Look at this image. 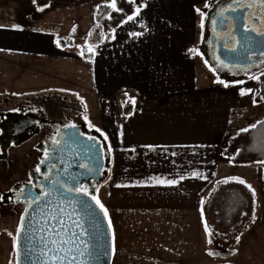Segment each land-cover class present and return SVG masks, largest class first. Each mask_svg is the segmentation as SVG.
Instances as JSON below:
<instances>
[{"label":"crops","instance_id":"obj_1","mask_svg":"<svg viewBox=\"0 0 264 264\" xmlns=\"http://www.w3.org/2000/svg\"><path fill=\"white\" fill-rule=\"evenodd\" d=\"M208 1L134 0L133 19L117 28L102 22L86 31L83 55L73 51V40H66L68 34L76 37L77 25L69 32L48 26L50 12L62 17L77 8L74 4L63 0L55 10L47 7L19 18L11 4L0 1V102L57 93L76 94L88 104L102 98L105 109L111 103L115 114L102 132L111 148L105 208L113 223L114 246L118 219L122 232L126 219L139 223L140 202L151 198L159 246L189 247L176 261L208 262L211 225L220 238L232 231L229 259L246 264L264 258V162L236 165L225 151L242 129L264 120V95L255 102L264 85V65H257L263 80L237 77L224 81L228 87L208 72L198 52L204 37L200 13ZM96 25L100 31L91 44ZM242 90L247 94L241 95ZM114 150L121 151L119 171ZM212 192L218 200L210 208L207 203L204 215V201ZM116 198L119 211L113 206ZM246 208L254 222L242 233L229 219ZM5 239L7 254L0 261L14 264L15 240ZM211 256L224 259L217 252Z\"/></svg>","mask_w":264,"mask_h":264},{"label":"flooded vegetation","instance_id":"obj_2","mask_svg":"<svg viewBox=\"0 0 264 264\" xmlns=\"http://www.w3.org/2000/svg\"><path fill=\"white\" fill-rule=\"evenodd\" d=\"M228 9L246 11V26L264 31V25L261 23L264 20V7H261V0H219L204 11V37L199 51L204 57L209 56L214 60V69L218 77L232 78L263 64L264 56L254 57L252 67H231L218 59V42L236 28V21L217 24L219 14ZM6 102L14 103V108L0 110V196L3 197V200H0V215L7 212L20 222L24 210L28 207L26 197L44 195L41 189L45 191L48 189L66 161L73 163L79 169L87 166L79 161L80 158L76 154L82 140L87 143L89 137H95L101 143L103 141L88 125L80 122L79 118L57 115L55 108L58 105L56 102H60L58 100L27 99L23 101L24 103H20V100L8 99ZM73 124L76 125L75 129L69 127ZM21 148L28 150L25 154V167L22 170V173L24 171L25 173L19 175L18 181L7 188L8 182H5L9 172L7 164L12 166L10 160L12 152ZM16 155L19 156V153ZM85 159L91 160V154L88 153ZM104 161L105 165L99 176L100 181L108 172L105 148ZM37 169L40 171H36ZM91 171L93 169H90ZM88 177L84 183L79 182L90 194L96 187V181L93 175ZM68 181V186H74L71 180Z\"/></svg>","mask_w":264,"mask_h":264},{"label":"rangeland","instance_id":"obj_3","mask_svg":"<svg viewBox=\"0 0 264 264\" xmlns=\"http://www.w3.org/2000/svg\"><path fill=\"white\" fill-rule=\"evenodd\" d=\"M2 3L5 4H11L13 8L16 10V14L19 18L23 17V15H30V14H37L40 12L38 10V6L42 7L43 10H45L47 7L50 11L55 10V6L58 4H61L63 0H36V3H33V0H0ZM69 3L74 4L77 8L75 10H70L69 12H66L65 15L62 17H58L55 14H52L50 12L49 18H48V26L49 27H55L56 25L60 26V30L68 31L71 29L72 25H77V33L76 37H67L66 40L71 39L75 42L76 49L73 50L74 52H80L83 45L86 44V31L93 27L95 24H98L96 22V13L98 10V7L100 5H109L111 3V0H66ZM219 0H209L207 2V5H211L214 2H217ZM208 6L204 7L203 12L208 9ZM51 7V8H49ZM204 16L202 17L201 24L204 22ZM104 24V23H103ZM111 31V30H110ZM112 33L115 32L112 30ZM110 35V34H109ZM115 35V34H114ZM204 36V35H203ZM110 40V39H109ZM108 40V41H109ZM108 43V42H107ZM209 48V47H208ZM199 50V49H198ZM210 50V48H209ZM213 50V49H212ZM200 52V51H198ZM201 53V52H200ZM204 62L206 64L205 67L208 69V72L210 74L218 76L214 69V60L211 59L209 56H203ZM264 65V64H262ZM259 65V66H262ZM210 68L212 70H210ZM253 68V67H252ZM258 66H255L253 69L248 70V72H243L242 74H238L236 77L233 76L232 78L228 77H219L221 80L225 82L230 81H236L237 77H254L256 80H263V75H260ZM32 97V98H31ZM51 99V100H58L60 102L58 105H56L55 111L57 112V115L60 116H72L79 118L80 122L84 123L85 125H88L95 122L99 123L100 127L98 129L102 131H105V127L107 125V119L111 118L112 115L115 114V112L112 110L109 103L107 105V109L104 108V99H100V101L95 103H89L79 97L78 95L74 94H57V93H51V94H34L30 96H26L23 98H14L15 100H20V103H24L23 101H26L27 99L31 100H44V99ZM108 102V101H106ZM14 103L12 102H0V110H9L14 108ZM91 116V117H90ZM87 118V119H85ZM92 125V124H91ZM90 129L94 130L102 143L106 154L108 158V171L110 170L111 166V153L109 151V146L107 140L104 139V136H101L100 132H97L96 129L91 127ZM28 150L21 148L19 150H16V152H12V156H10V160L12 161V166L8 165L9 172L7 173V179L5 182H8L7 188L11 187L15 182L18 181L19 175H22L25 173V171L22 173L23 167H25V159H26V152ZM120 150H114L115 158L117 160L116 166L119 171L120 168ZM16 153H19V156L16 155ZM10 162V161H9ZM115 170V169H114ZM108 174V172H107ZM107 174L102 178V181L97 185V191H98V199L100 202L106 207L107 201H109L108 191H109V184H106ZM149 184V190L148 192L151 193V181L148 182ZM145 192V191H144ZM215 193H210V196L208 199H205L204 201V215L207 208V203H210L208 205V208H210L212 201L218 200L216 197H214ZM113 206L119 211L120 210V200L116 198L113 202ZM140 206L142 207L140 213L136 214L138 215L136 218L139 220V223H135L134 219L132 221L125 220L123 221V232L122 229L119 227V222L121 220L118 219V238L116 240V246L115 248V255L113 264H236V261H232L229 259V257L232 256V250L230 255H224L221 258L224 259H215L212 258V256L209 257L208 262L203 261L200 262H194L189 263V261L186 260H180L179 262L175 260V258L178 257H185V255L188 252V248L186 245H179L180 247H174L171 245H165V246H159V239L157 237V231L154 227V212H153V202L151 198H143V200L140 202ZM256 209V206H253V209ZM250 210L249 208H246V210L241 211L236 215V218L229 219V221L236 222L237 228L240 227L239 232H246L248 228H250V225L253 222V219L249 217V214L246 213ZM1 214V213H0ZM248 216V217H247ZM263 215H261L262 217ZM248 218V219H246ZM109 219L110 216H109ZM112 221V220H111ZM19 224V220H15V218L11 217L9 213H5L0 215V257L3 258L6 256V246L5 238L7 236L13 237L15 240L16 245V235H17V225ZM261 224L262 221H261ZM9 228V230L3 229V227ZM112 230H113V223H112ZM212 232L216 233V235H220L221 233L217 231L216 229H213L211 225L209 226V232L211 233V236H209V239L212 238ZM232 231L229 233L231 234ZM225 235V233H222ZM227 234L228 236L221 237L222 239H227L226 241L230 243L231 241V235ZM223 235V236H224ZM230 237V238H228ZM12 242V240H11ZM210 250L211 253H215L217 249L215 248L213 242L210 244ZM233 247V246H232ZM231 247V248H232ZM215 255V254H214ZM217 257V256H216ZM225 257L228 259L225 260ZM3 262V261H2ZM0 261V264H2ZM246 264H264V258H256V260H252L249 262H245ZM15 264V262H14Z\"/></svg>","mask_w":264,"mask_h":264},{"label":"water","instance_id":"obj_4","mask_svg":"<svg viewBox=\"0 0 264 264\" xmlns=\"http://www.w3.org/2000/svg\"><path fill=\"white\" fill-rule=\"evenodd\" d=\"M245 17L246 11L228 9L222 11L216 20L219 25L236 21V28L217 44L218 59L231 67H251L254 57L264 56V36L257 35L256 31H246ZM88 153L92 156L91 160L85 159ZM76 154L80 158L79 161L87 166L79 169L73 163L66 161L46 190L51 194L49 196L34 195L40 198V202L33 204L32 208L28 209L27 215L23 213L21 220H23L24 231H20V220L16 235L15 264H41L42 257L39 256V250L45 241L55 237V232L61 228L60 221H63V228L68 233L73 231L77 233L75 238L77 245L82 249L88 248L89 251H93L91 257L82 258L87 260V264H113V230H109L108 221L103 213L88 197L66 193L60 188V185L73 177L84 183L89 175H93L96 187L89 196H96L97 185L102 181L99 180V176L105 165L104 148L97 139L87 140V143L82 140ZM90 169L93 171L90 172ZM77 200H87L91 205V211L99 225V231L94 235L92 234V218L82 212L78 204L74 205V201ZM77 220L82 227L76 225ZM81 232H84L83 236L79 235ZM41 237L44 239L41 240ZM29 247L33 249L31 254L27 252ZM97 247L101 253H104L103 255L95 254Z\"/></svg>","mask_w":264,"mask_h":264},{"label":"snow or ice","instance_id":"obj_5","mask_svg":"<svg viewBox=\"0 0 264 264\" xmlns=\"http://www.w3.org/2000/svg\"><path fill=\"white\" fill-rule=\"evenodd\" d=\"M129 3H134V0H128ZM33 3H36V0H33ZM108 7L112 8L113 11L117 10L116 7V0H111V3L109 5H107ZM208 5H206L207 7ZM261 7H264V0H261ZM38 10L39 11H43L42 7L38 6ZM197 11L199 12V9H197ZM136 12H139V8L136 9ZM200 15L203 17L204 13H200ZM129 20L133 19L132 16L128 17ZM213 23H215V21H213ZM262 25H264V20L261 21ZM201 27H203V23L201 24ZM246 31H256L257 35L259 36H264V31H257L255 28H248L246 26ZM89 51L91 52L92 49L91 47H89ZM191 51L196 52V49H191ZM81 55H83V52H81ZM210 70H212L210 68ZM258 79V77L256 78ZM218 83L224 84V87H228V84L225 83L223 80H218ZM250 91V90H249ZM247 94L246 91L242 90L241 91V95H245ZM87 119V118H85ZM69 127L75 129L76 125H69ZM92 125L89 124V128H91ZM252 127H255V125H253ZM97 132H100L101 136H104V139L107 140L108 137L101 132L100 129H96ZM242 132H248L249 129H242ZM89 139L91 140H95V137H89ZM53 143H55V141H53ZM109 151H111V148L109 146ZM45 155H47V153H45ZM43 163V161H42ZM84 165H81V167H83ZM36 171H40V169H37ZM241 184H244L245 182L243 180H239L238 181ZM71 183L74 186H67L69 184V181H65V184L60 185V188L63 189L64 192L66 193H75L77 195H82L84 197H88L90 200L95 202L96 207L99 208V210L103 213L104 218L108 221V228L109 230L112 229V221L111 219H109V214H108V210L107 208H105V206L100 202L99 199L96 198L95 195L89 196V192L88 189L86 187H84L83 185L80 184L78 178L73 177L71 178ZM170 183H175L170 182ZM53 184L55 185V182H53ZM121 185H117V187H120ZM249 187V190L252 191V195L253 197H255V192L254 190H251V187ZM41 191L43 192L44 196H49L51 193L48 191H45L44 189H41ZM53 191H55V188H53ZM19 198V197H18ZM0 200H3V197L0 196ZM27 200V204L28 207L24 210L25 214L27 215L28 213V209L32 208L33 204H38L40 202V198L36 197V196H29L26 197ZM78 204L79 205V209L84 212L87 213L89 217H91V224H92V234L94 235L95 233H97L99 231V225L96 223L95 221V217L94 214L91 211V205L88 203L87 200H77L74 201V205ZM75 210V207H74ZM253 222H254V217H253ZM60 225L61 228L59 230H57L55 232V237L54 238H50L49 240L45 241L43 243V245L41 246L40 250H39V256L42 257L41 260V264H87V260L86 259H82L83 257H91L93 255V251H89L88 248H81L79 245H77V241H76V237H77V233L76 232H71L68 233L64 228H63V221H60ZM76 225L78 227H82L79 223V221H76ZM20 231L23 232L24 231V224H23V220H21V225H20ZM205 231L208 232V227L207 224L205 223ZM79 235L83 236L84 232L79 233ZM209 236H211V233H209ZM18 239V238H17ZM44 238L41 237V240H43ZM113 242L115 240V235L113 233ZM237 242H239V237L236 238ZM209 244H211V240L208 241ZM113 252L115 251L114 248V243H113ZM27 252L29 254H31L33 252V249L31 247L27 248ZM95 254L97 256L103 255L104 253H101L99 250V247H97V249L95 250ZM208 255H213V253L209 252Z\"/></svg>","mask_w":264,"mask_h":264},{"label":"trees","instance_id":"obj_6","mask_svg":"<svg viewBox=\"0 0 264 264\" xmlns=\"http://www.w3.org/2000/svg\"><path fill=\"white\" fill-rule=\"evenodd\" d=\"M116 7L117 10L113 11L107 5H100L95 17L96 22L98 24L104 22L112 28H117L135 12L134 6L128 0H116ZM99 31V25H96L92 29L90 36L91 44L96 43V38L94 39V37L99 34ZM84 51L87 53V49H84ZM86 57L91 58L89 54H86ZM262 95H264V85L261 87L260 94L255 98L256 103L261 102ZM225 155L236 165L264 162V120L248 132H241L234 137L230 141ZM210 240L217 249V253L222 255L231 254V244L222 240L216 233L212 232Z\"/></svg>","mask_w":264,"mask_h":264}]
</instances>
